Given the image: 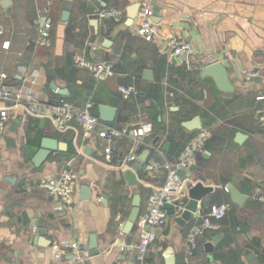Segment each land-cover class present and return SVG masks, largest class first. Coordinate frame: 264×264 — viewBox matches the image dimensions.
I'll return each mask as SVG.
<instances>
[{
    "label": "crops",
    "instance_id": "obj_1",
    "mask_svg": "<svg viewBox=\"0 0 264 264\" xmlns=\"http://www.w3.org/2000/svg\"><path fill=\"white\" fill-rule=\"evenodd\" d=\"M133 4H147L153 11L160 8L153 40L139 34V12L128 23V8ZM100 7L118 9L121 19L100 18L96 13ZM45 8L53 21L50 46L37 41ZM0 26L4 29L0 86L22 85L46 105V113L38 116L28 112L27 101L0 100V111L7 106L11 114L0 140V264H137L135 253L121 247L138 242V224L128 235L122 228L134 194H141V217L149 195L166 182L167 172H146L142 167L139 183L128 185L123 168L135 163L128 160L130 154L138 158L146 149L150 150L147 162H178L184 149L176 145V157H169L167 134L195 136L199 129L188 131L184 123L196 117L203 121L202 127L211 128L212 141L198 156L191 182L204 173L209 192L184 225L176 220L180 209L175 214L166 209L167 224L154 230L147 262L166 264V252L172 248L176 264H224L221 257H215L220 247L218 253L224 257L229 250H238L244 264H264V199L252 198L257 190L264 197V128L259 123L264 100L257 99L264 95V0H0ZM171 36L193 44L190 62L183 55H171L167 45ZM78 53L92 62L111 61L115 76L95 79L74 64ZM216 61L226 66L233 91L223 92L213 77L202 75L204 67ZM146 69L152 70V81L145 78ZM253 71L258 75L248 79ZM52 82L68 94L60 95ZM122 85L136 86L138 94L124 98ZM158 86L163 92L161 105L153 101ZM62 97L81 106L93 102L92 113L103 124L130 132L151 124L152 130L142 143L132 133L117 139L112 144L116 159L108 163L107 143L96 135L86 137L78 122L70 121L65 131L55 126L52 108ZM101 106L113 111H102ZM15 119L19 124L12 131ZM45 137L58 139L63 148L52 151L37 168L32 157ZM70 149L74 154L69 155ZM65 169L78 175L75 199L69 206H63L43 185ZM228 184L248 196L242 204L232 201ZM191 185L187 181L184 203ZM84 186L90 190L88 199H84ZM220 203L229 205L226 217L219 227L207 229L197 249L191 251L189 228ZM37 223L44 225L43 235ZM93 234L99 248L96 255L88 249ZM217 235L210 253L205 244ZM62 240L79 242L88 254L69 249L55 256L52 246Z\"/></svg>",
    "mask_w": 264,
    "mask_h": 264
},
{
    "label": "built area",
    "instance_id": "obj_2",
    "mask_svg": "<svg viewBox=\"0 0 264 264\" xmlns=\"http://www.w3.org/2000/svg\"><path fill=\"white\" fill-rule=\"evenodd\" d=\"M49 8H45L41 11L43 20L40 21L38 43L50 46L52 44L51 30L53 26L52 17L49 14ZM97 15L102 19L114 18L115 20L121 19V11L116 8H98ZM154 11L153 8L147 4L141 6L139 10L140 25L138 32L147 40H153L156 36V27L153 20ZM4 29L0 26V35ZM167 45L171 55L179 57L184 54L187 55V61L190 62V58L194 54V46L188 41L176 36L168 38ZM5 47L9 46V42L4 44ZM74 64L77 67L85 68L91 72L97 80H107L115 76L116 71L113 63L109 60H102L99 62L90 61L83 53H78L73 58ZM258 75V72H249L247 74L248 79H253ZM4 79H7V75H2ZM138 88L134 85L120 86V92L124 98H129L132 95L138 94ZM258 100H264V95L258 96ZM0 100L1 101H27V110L31 115H44L46 113L45 103L36 100L32 96V91L25 88L22 85L16 83L3 84L0 86ZM93 102H87L83 106L75 104L68 99L62 97L59 103L52 108V116L55 126L60 131H65L69 126V122L75 120L78 122L86 137L98 136L101 140L107 143L104 148L105 160L108 163H112L116 159V155L113 150L112 144L120 138L128 136L132 133L137 143L144 142V139L149 135L152 130L151 124H143L138 128H135L130 132L127 128H117L103 124L97 116L92 113ZM11 118L10 107H4L0 111V140L4 136L5 129ZM259 123L264 128V106L259 113ZM212 130L210 127H201L196 135L188 142L184 148L180 159L176 163H170L168 161L149 160L145 163L144 169L146 172H167L166 182L155 188V190L149 195L148 206L143 216L137 220L138 228L140 230V238L136 243H129L121 247L122 250H132L135 253V259L137 264H148L147 254L150 244L155 240V229L163 227L167 224L168 213L165 208L166 204H176L182 198L185 197V190L187 181H182L181 177L177 174L178 169L182 167L189 168L191 165L196 164L197 158L205 151V144L211 138ZM137 155L130 154L128 160L131 162L136 161ZM187 176L190 179L193 178L194 172L189 170ZM78 175L74 170L65 169L53 177L44 182V187L48 192L54 196H57L63 206H69L74 202L76 182ZM252 198L262 201L264 199L260 190H257L252 194ZM229 211V205L226 203H220L213 205L210 210L202 215L201 220L192 225L187 233V242L190 250L197 249L199 244V237L209 228L219 227L221 222ZM151 226L152 229L147 231L146 227ZM72 249L74 251L83 252L88 254L87 250H84L81 244L77 241L62 240L53 244L52 253L55 256H60L65 250Z\"/></svg>",
    "mask_w": 264,
    "mask_h": 264
},
{
    "label": "water",
    "instance_id": "obj_3",
    "mask_svg": "<svg viewBox=\"0 0 264 264\" xmlns=\"http://www.w3.org/2000/svg\"><path fill=\"white\" fill-rule=\"evenodd\" d=\"M140 8H141V4H133L132 6L128 8V23L129 24L133 23ZM159 9H160L159 7L154 8V17H153L154 21H159V18H158ZM68 13L69 11L67 9L64 12V16H67ZM183 58L187 59V55L184 54ZM202 75L213 77L218 88L221 89L223 92L233 91V86L229 79L228 70L221 61H216V62L206 65L202 71ZM144 76L147 80L152 81L153 80L152 70L146 69L144 71ZM51 86L54 90H56L62 96H66L68 94V90L66 88H59V86L55 84V82H52ZM101 110L112 112L113 108H109L107 106H101ZM202 122L203 121L200 120L199 117H196L192 121L185 122L184 126L186 127L188 131H194L202 127ZM18 124H19L18 119L13 120V125L11 126V130L15 131ZM241 135L243 134H240L239 136L241 137ZM168 145L169 143L166 144V148L168 147ZM62 148H63V144L58 139L50 138V137L43 138L41 142V148L32 157L33 165L37 168H41L42 165L45 163V161L50 156L52 151H57L58 149H62ZM149 152L150 150L146 149L136 159L135 163L131 167L125 166L123 168L124 177L128 185H135L139 183V178L137 174L140 172L141 168L145 166V163L147 162V159H148ZM196 169H197V165L193 164L189 168L182 167L178 169L177 171V174L181 177L182 181H190V183H192V185L189 187V190H188V201L184 203L185 199L183 198L179 202L176 203L178 205V208L179 206L180 207L182 206V208L179 210L181 212L176 217V220L182 225H184L187 221H189L197 213L199 201L203 200L209 192V188L204 186V183H206L207 181V178L204 173L197 174V179H198L197 182H191L192 180L191 179L189 180L186 173L189 170L195 172ZM89 191H90L89 187L87 186H84L82 188V192L87 193L86 196H84V199L90 198ZM227 191L230 193L232 201L237 204H242L248 197L246 194L241 193L235 186H233V184L227 185ZM141 202H142L141 194L140 193L134 194L133 199H132V207H131L130 213L122 228V231L124 234L128 235L133 231L135 224L140 216ZM165 208L171 209V212H170L171 214H175L177 211V207H175L174 204H166ZM37 227L40 229L39 234L43 235L45 231L44 225L37 223ZM146 229L147 231H150L152 227L147 226ZM219 237L220 235H217L213 242H208L205 244V249L208 252L212 253V251L214 250V245L217 243ZM88 249L90 250L92 255H96L99 253L97 236L95 234L91 235L90 237ZM251 256L252 254H249L247 258L250 259ZM166 264H176L172 248H169L166 252ZM211 264H215V263L211 262Z\"/></svg>",
    "mask_w": 264,
    "mask_h": 264
},
{
    "label": "trees",
    "instance_id": "obj_4",
    "mask_svg": "<svg viewBox=\"0 0 264 264\" xmlns=\"http://www.w3.org/2000/svg\"><path fill=\"white\" fill-rule=\"evenodd\" d=\"M161 89H162V87L158 86V92H156L154 97H153V101L156 102L157 104H160L163 101V92H161ZM64 98L70 100L68 97H64ZM193 136H194L193 134H187L186 135L184 133L181 135H176V133L174 131H169V133L167 134V139L169 141H171V147L169 148V150H167L166 154L169 157H172V156L176 157V155H177V153H175L176 145H178V147L180 148V151H181L182 149H184V147H186V144H188V142L192 139ZM211 141H212V139H209L206 142L205 147L210 148L211 147ZM28 143H30V138L28 139ZM69 152H70L69 155H72V154H74L75 151L70 149ZM212 235H210L209 237L211 238ZM222 243L225 244V242H222ZM221 246H222V244H221ZM218 250H220V247L216 248L215 257H217V258L221 257V259H223L224 264H244L241 260L240 253L238 250H229L227 252V254L225 255V257L223 256L222 253H220V252L218 253Z\"/></svg>",
    "mask_w": 264,
    "mask_h": 264
},
{
    "label": "rangeland",
    "instance_id": "obj_5",
    "mask_svg": "<svg viewBox=\"0 0 264 264\" xmlns=\"http://www.w3.org/2000/svg\"><path fill=\"white\" fill-rule=\"evenodd\" d=\"M130 196H132V193H130Z\"/></svg>",
    "mask_w": 264,
    "mask_h": 264
}]
</instances>
